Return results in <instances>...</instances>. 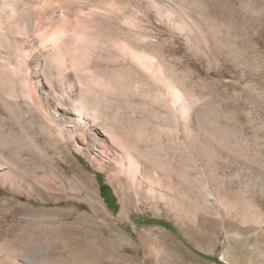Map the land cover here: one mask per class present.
<instances>
[{"label": "rangeland", "instance_id": "obj_1", "mask_svg": "<svg viewBox=\"0 0 264 264\" xmlns=\"http://www.w3.org/2000/svg\"><path fill=\"white\" fill-rule=\"evenodd\" d=\"M89 1L42 15L91 25L59 60L0 9V264H264V0ZM38 72L152 188L78 153Z\"/></svg>", "mask_w": 264, "mask_h": 264}, {"label": "bare ground", "instance_id": "obj_2", "mask_svg": "<svg viewBox=\"0 0 264 264\" xmlns=\"http://www.w3.org/2000/svg\"><path fill=\"white\" fill-rule=\"evenodd\" d=\"M88 2H90V1L89 0H0V9L7 7L11 10V13L9 15V19L13 21L12 35H15L14 37L16 40L25 39L24 37L19 36V35H28L27 30L29 28V24H28L29 22L27 20V16H34L33 18L36 19L35 27H36L37 34L38 35H45L43 37V39L41 38V44L50 43L52 46L51 48H53V51L55 52L53 55L55 57H57V60H59V57H61L63 54L62 53L63 52V46H62V43L60 42L61 39H59V37L54 38V36H49V35H62V36L63 35H71V36L76 35L77 39L80 40L82 38V35H92L91 28H90L91 25L90 24L87 25L88 23L87 24L83 23L82 19H76V16H74V15H73L74 20L71 19L74 23V24H72L71 23L72 21L71 20L68 21V18L66 16H64V14L59 13V14L53 15V16H56V18L50 24L49 30H47V32H45L44 31V29H45L44 28L45 27L44 22L45 21H44V19H42V15L43 14L45 15V10H48V11L52 10L55 13V12H58L57 11L58 7L64 6V5L70 6V5H72V3L76 4L77 7H82V6L88 7V8H86L85 12H80V15L85 16L84 18H88L89 16H92L93 14H96V13L104 15L107 12L111 11V9H114V6L116 8V5L112 4L113 3L112 1H110L109 4H105V3L100 4L99 3L97 5L96 4L92 5V4H89ZM118 6L119 5H117V8H119ZM71 17H72V14H71ZM20 18L23 20H21ZM131 22L132 21H129V23H131ZM37 26H39V27H37ZM31 28H33V27H31ZM10 30H11V26H10ZM48 32H50V33H48ZM46 35H48V36H46ZM56 38H57V40H56ZM23 53L28 54L31 52H29L28 50L27 51L23 50ZM46 55L43 53L41 55L40 54L36 55V58L38 59L37 60L38 66H40V65L45 66L46 65ZM22 58H23V56L21 57V60H22ZM19 59H18V61H19ZM29 64H31V63L29 62ZM27 66H28V64H27ZM16 67L18 68L17 65H16ZM25 71H26V69H25ZM45 77H43L41 72L36 73V75H35L36 79L35 80H37V83H36L37 88H38V90H40V92H42V95L43 94H44V96L46 95L45 99H46L48 105L51 107V108L50 107L49 108L53 110L51 112L52 118H53L52 120L55 123H57L56 125L59 127V131L62 134L65 133L66 135H68L70 137V140L72 142L71 144H73L75 146L78 153L81 152V154H83L84 157L89 162H93V161L94 162H100L99 165H101V166L104 165L105 167L107 165H111V166H113L112 168H115V170L117 172L127 173V175L130 176V179L132 180L133 184L137 185L138 187L152 188L151 187L152 183H150L151 185H149L147 183L148 180L146 182H144L147 178H145V180H144L143 179L144 176L143 175L141 176L139 174L140 170H139L138 166L136 165L138 163L137 162L135 163L136 160H133V158L130 156L131 154L129 155V153H131V152H129V153L126 152L122 148L123 146L119 147V149H118L112 145H110V147H108L106 144H104V142L106 140L108 141V136L106 135V133H104L103 129H100L96 126L95 119L91 118L94 115L93 116L91 115V117H90L89 115L91 113L89 112L90 114L88 115L86 113V109L83 107H80L78 110L73 111L70 109L68 110L65 108H61L60 106L57 105V102L54 103V101L50 97V95L46 94L47 89L49 90V86L47 84L48 82L45 79ZM165 88H166V86H165ZM81 104L84 105L83 102ZM87 106H89V105H87ZM88 109H90V108L88 107ZM93 118H95V117H93ZM82 133H86V135H87L86 138H81L80 135ZM109 149H110V153H108ZM132 156H134V155H132ZM110 159H112V161H114V163H112L110 161ZM134 159H135V157H134ZM139 166H140V164H139ZM141 174H143V173H141ZM146 183L149 186H146ZM113 186L116 189L115 185H113ZM153 189H156V188H153ZM153 189L151 191H154ZM147 191H149V190H147Z\"/></svg>", "mask_w": 264, "mask_h": 264}, {"label": "trees", "instance_id": "obj_3", "mask_svg": "<svg viewBox=\"0 0 264 264\" xmlns=\"http://www.w3.org/2000/svg\"><path fill=\"white\" fill-rule=\"evenodd\" d=\"M104 190L109 191L110 189L107 186H101V192L103 194Z\"/></svg>", "mask_w": 264, "mask_h": 264}]
</instances>
